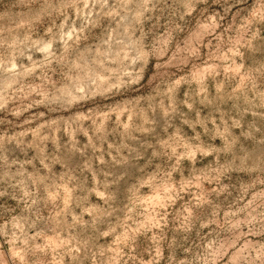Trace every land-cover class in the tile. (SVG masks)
Returning <instances> with one entry per match:
<instances>
[{
	"label": "rangeland",
	"instance_id": "1",
	"mask_svg": "<svg viewBox=\"0 0 264 264\" xmlns=\"http://www.w3.org/2000/svg\"><path fill=\"white\" fill-rule=\"evenodd\" d=\"M0 264H264V0H0Z\"/></svg>",
	"mask_w": 264,
	"mask_h": 264
}]
</instances>
